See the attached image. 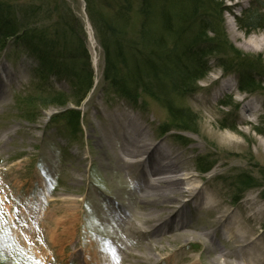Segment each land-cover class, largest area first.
I'll list each match as a JSON object with an SVG mask.
<instances>
[{
	"label": "rangeland",
	"instance_id": "obj_1",
	"mask_svg": "<svg viewBox=\"0 0 264 264\" xmlns=\"http://www.w3.org/2000/svg\"><path fill=\"white\" fill-rule=\"evenodd\" d=\"M1 1L13 7L18 20L23 9L35 5L43 12L35 22H45L42 1ZM66 2L84 24L94 75V86L79 107L72 102L48 106L47 94L52 89L70 96L72 86L61 78H51L43 85L35 76L36 60L24 46L10 41L8 47H0V66L16 77L4 92L0 88V264L225 262L222 255L230 249L222 236L224 229L213 225L219 215L215 210H198L195 204L189 207L191 226L185 229L189 232L127 238L116 212L137 218L150 205L133 199V181L116 155L121 152L112 151L106 137L109 120L122 113L137 118L152 143L184 155L188 171L207 184L208 194L215 196L233 220H242L244 228L254 230V239L264 247V151L259 147L264 139V46H243L264 33V27L253 30L247 24L249 12L264 18V2L200 3V11L192 13V23L198 27L206 19L225 32L222 46L203 57L206 74L186 87L183 80L173 86L164 74L156 84L145 80L151 84V92L132 85L130 90L137 94L132 100L104 81V52L84 0ZM162 35L168 47L172 46L173 34ZM208 36L215 37L212 32ZM245 72L256 81L249 92L240 88ZM5 73L0 67V78ZM224 84L231 91L215 99L214 92ZM245 104L257 110L253 117L244 114ZM69 109L81 113L78 131L71 119L62 117ZM227 136L237 143L229 142ZM200 159L204 168L211 166L210 172L200 171ZM239 175L253 182L238 185ZM249 200L254 202L252 208ZM258 209V217L249 220ZM154 241L157 251L148 247ZM147 254L167 260L145 262L141 256Z\"/></svg>",
	"mask_w": 264,
	"mask_h": 264
},
{
	"label": "trees",
	"instance_id": "obj_2",
	"mask_svg": "<svg viewBox=\"0 0 264 264\" xmlns=\"http://www.w3.org/2000/svg\"><path fill=\"white\" fill-rule=\"evenodd\" d=\"M39 1L46 6L43 23L35 22L43 13L35 5L23 9L18 20L13 7L0 0V47H8L10 41L24 46L36 60L35 76L43 85L51 78H61L72 86L70 96L55 93L52 89L47 94L50 99L48 106H66L72 102L79 107L94 86L84 24L66 0ZM84 1L88 19L103 48L104 81L129 100L137 97L130 90L132 85L142 86L143 91L151 92V84L163 79L160 76L163 74L173 86H178L182 80L184 86L191 81L197 82L207 71L205 54L215 52V48L219 49L224 43L225 32L216 22L205 19L198 27L196 22L192 23L195 18L192 13L196 15L197 10L200 11V3L213 4L214 0ZM247 18L249 28L264 27V18L258 12H249ZM162 32L173 34L170 36L172 46L168 47ZM209 32L215 37L211 39ZM240 78L242 91L249 92L255 88L256 81L251 73L245 72ZM150 79L151 84L145 82ZM261 85L258 84L259 87ZM179 113L182 117L183 112ZM80 115L77 109H69L62 117L71 119L73 128L78 131ZM198 165L204 173L211 170V166L203 167L202 159ZM245 177L239 175L238 185H251L253 181Z\"/></svg>",
	"mask_w": 264,
	"mask_h": 264
},
{
	"label": "bare ground",
	"instance_id": "obj_3",
	"mask_svg": "<svg viewBox=\"0 0 264 264\" xmlns=\"http://www.w3.org/2000/svg\"><path fill=\"white\" fill-rule=\"evenodd\" d=\"M262 1L264 2V0ZM258 44L264 46V33L247 41L243 46L252 48L257 47ZM0 67L2 70H6L5 78H0V88L4 92V88L11 85L16 77L15 74L7 72V68L3 64ZM228 91H231V88L224 84L217 88L213 96L216 99ZM242 110L244 114L252 117L257 112L249 104H245ZM242 122L248 124L249 120L243 119ZM108 123L109 130L107 129L106 137L112 151L116 149L121 152L116 155L123 162V166L128 169L126 176L133 181V189L136 192L133 199L150 205L148 210L143 209L146 212L139 215V218L131 216L129 213L125 214L123 211V215L116 212V218L127 233V238L139 235H150L154 238L166 236L170 232H189L185 230L190 229L191 226L189 207L195 204V208L198 210H215L219 215L213 225L217 229H224L222 236L230 249L228 254L222 255L224 260L226 259L223 264H264V247L258 239H254L255 231L247 230L243 227L242 220H233L229 213L222 209L215 196L208 194L207 184L199 181L188 171L184 155L170 149L167 145L152 143L151 135L135 117L122 113L113 116ZM227 139L229 142H235L231 136H227ZM259 147L264 151V139L259 143ZM172 203H176L178 206L174 207ZM248 203L252 208L254 202L249 200ZM122 209L120 208V210ZM260 213L261 211L258 209L249 215L248 219L255 220ZM148 247L152 250L156 249L157 242L150 243ZM130 252L127 253L128 257ZM151 255L147 254L141 258L145 262L154 260L157 263L167 260ZM231 258L236 260L231 261Z\"/></svg>",
	"mask_w": 264,
	"mask_h": 264
}]
</instances>
